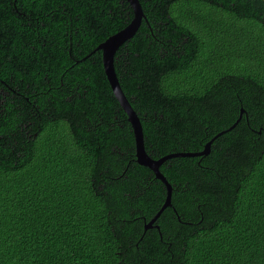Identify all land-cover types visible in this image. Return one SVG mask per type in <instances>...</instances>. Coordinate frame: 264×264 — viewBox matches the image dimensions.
I'll return each mask as SVG.
<instances>
[{
  "label": "trees",
  "instance_id": "16d2710c",
  "mask_svg": "<svg viewBox=\"0 0 264 264\" xmlns=\"http://www.w3.org/2000/svg\"><path fill=\"white\" fill-rule=\"evenodd\" d=\"M0 0V264H264V0ZM154 182V183H153ZM159 227V229H158Z\"/></svg>",
  "mask_w": 264,
  "mask_h": 264
},
{
  "label": "water",
  "instance_id": "95a60500",
  "mask_svg": "<svg viewBox=\"0 0 264 264\" xmlns=\"http://www.w3.org/2000/svg\"><path fill=\"white\" fill-rule=\"evenodd\" d=\"M126 1L131 5V7L134 10L135 13L134 19L125 29L111 36L106 42L101 44L97 48V50L102 51L103 53V66L109 84L111 86V89L113 91V94L120 103L121 107L127 113L128 120L132 124L135 135L136 159L138 164L152 170V172L156 176V179L162 181V183L165 184L167 188V197L161 209L151 221L145 222V230L148 231L150 229L155 228L154 223L157 222V220L161 217L162 213L166 211L168 208L172 207L173 188L172 185L167 180V178L160 171V167L162 166V164L171 158H187V157L195 158V157L208 156L211 153L213 142L223 134H226L229 131L233 130L238 125V123L242 119L243 110L241 112V117L239 118V120L230 129L216 135L210 142H208L205 145L203 151L196 153H189V152L176 153L163 157L159 160H154L153 158H151L146 151L144 130L141 119L139 118L138 114L132 107L129 99L125 95L115 70V56L117 51L125 42H127L128 40H130L135 36L140 26L142 25L143 19L145 18L144 10L140 0H126Z\"/></svg>",
  "mask_w": 264,
  "mask_h": 264
},
{
  "label": "flooded vegetation",
  "instance_id": "af4514ba",
  "mask_svg": "<svg viewBox=\"0 0 264 264\" xmlns=\"http://www.w3.org/2000/svg\"><path fill=\"white\" fill-rule=\"evenodd\" d=\"M161 171V170H160ZM163 174V173H162ZM153 175H155V174H153ZM164 175V174H163ZM165 176V175H164ZM166 177V176H165ZM154 178L156 179V176H154ZM160 181V180H159ZM154 183V182H153ZM155 226H157V224L156 223H154V227Z\"/></svg>",
  "mask_w": 264,
  "mask_h": 264
}]
</instances>
